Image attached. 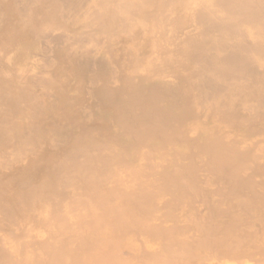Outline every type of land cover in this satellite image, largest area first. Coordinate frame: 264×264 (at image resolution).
I'll list each match as a JSON object with an SVG mask.
<instances>
[{"label":"bare ground","instance_id":"bare-ground-1","mask_svg":"<svg viewBox=\"0 0 264 264\" xmlns=\"http://www.w3.org/2000/svg\"><path fill=\"white\" fill-rule=\"evenodd\" d=\"M0 264H264V0H0Z\"/></svg>","mask_w":264,"mask_h":264}]
</instances>
